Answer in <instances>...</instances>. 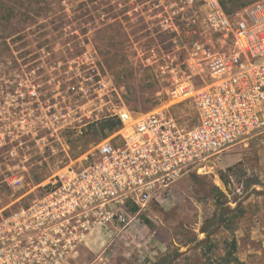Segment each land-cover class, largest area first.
Masks as SVG:
<instances>
[{"label":"rangeland","instance_id":"obj_1","mask_svg":"<svg viewBox=\"0 0 264 264\" xmlns=\"http://www.w3.org/2000/svg\"><path fill=\"white\" fill-rule=\"evenodd\" d=\"M99 1H51L49 11L38 10L30 0H5L0 6V34L9 36L0 39V209L28 206L48 191L44 181L61 166L71 162L78 168L90 160L84 154L106 132L100 130V119L87 122L90 111L104 114L122 101L139 114L167 101L166 81L148 65L160 39L141 0V11L129 12L128 19L117 17L115 10L97 18V27L107 29L102 36L111 34L110 24L120 27L115 40L104 39L98 49L90 29L73 40L50 34L51 17L65 14L72 20L78 4L92 11L97 6L100 14L106 8ZM254 1L236 0V8ZM123 31L130 34L129 42L123 43ZM96 70L108 82L102 99L89 85ZM174 111L183 125L196 122L189 104ZM52 113L58 118H49ZM7 176L21 181L10 188ZM217 198L225 207L239 208L240 217L229 223L236 230L212 223L219 213ZM233 235V256L242 264H264V147L256 137L233 145L202 173L184 175L126 228L93 230L87 244L63 264H227Z\"/></svg>","mask_w":264,"mask_h":264},{"label":"built area","instance_id":"obj_2","mask_svg":"<svg viewBox=\"0 0 264 264\" xmlns=\"http://www.w3.org/2000/svg\"><path fill=\"white\" fill-rule=\"evenodd\" d=\"M100 1V18L141 11L138 0ZM142 3L160 39L148 65L166 81L167 101L139 114L122 101L104 114L90 111L87 122L111 115L120 128L84 154L90 160L81 167L61 166L28 206L0 209V264H63L93 230L126 228L233 145L256 137L264 147V0L230 13L219 0ZM89 79L102 99L108 82L99 70ZM182 104L192 108L194 125L179 122L174 108ZM19 181L4 178L10 188Z\"/></svg>","mask_w":264,"mask_h":264},{"label":"trees","instance_id":"obj_3","mask_svg":"<svg viewBox=\"0 0 264 264\" xmlns=\"http://www.w3.org/2000/svg\"><path fill=\"white\" fill-rule=\"evenodd\" d=\"M5 0H0V6H3V2ZM60 2L61 0H30V2L33 4L34 7H37L38 10L40 11H49L51 9L50 2ZM221 6L224 8V10L227 13H230L234 11L236 8V0H219ZM230 2V4H229ZM102 5V2L99 1L98 6ZM247 4H243L241 7L246 6ZM58 7L60 6L59 4L57 5ZM61 7V6H60ZM95 8L94 11L90 10L89 7H86L85 4H78L76 11V15L71 19H68L65 14L61 15H55L51 17L52 21L51 23L54 24L52 30H51V35L55 39H62L63 37L67 35L65 40H73L77 37V35L84 36L88 33L89 29L94 32V39H93V46L98 49V46L96 44H99L102 42L104 39H109V40H115L117 35H119V29L120 27L115 26L114 24L109 25V29L111 31V34L109 36H102L103 32L107 29L99 28L97 27V18L100 17V14L97 12V6H93ZM92 11V12H91ZM42 16V14H37V17ZM29 23L34 24L36 23L34 21V18H29ZM72 23V25H70ZM101 23V21H99ZM69 26V31L65 32V26ZM145 26L141 27V30L144 29ZM71 33V34H69ZM72 35V36H71ZM123 35L126 38L124 42H129L128 36L130 35L127 34L125 31H123ZM8 32L4 34H0V39H6L8 38ZM117 44H114L116 46ZM112 46V47H114ZM73 55H77L74 53ZM100 57V56H99ZM100 60L102 61L103 58L101 57ZM72 81L74 84H78L79 80L77 78H72ZM99 124L100 130L102 132H105V137L108 135L112 134L116 130H118L121 126L120 121L111 116V115H105L103 116L100 120L97 122ZM104 137V138H105ZM36 180H38V176L35 175ZM40 182V181H39ZM37 181V183H39ZM215 204L217 209H219V213L215 212V214L212 217V223L213 224H219L220 226L224 227L227 231H234L236 228H233L229 225V223H232L234 219H237L240 217L241 213L239 211V208H234L231 209L229 207L224 206V201L218 200V198L215 200ZM147 222V220H145ZM212 232H210L211 234ZM229 252L227 253V264H242L234 255V250L236 249V238L233 235L231 239L229 240Z\"/></svg>","mask_w":264,"mask_h":264},{"label":"water","instance_id":"obj_4","mask_svg":"<svg viewBox=\"0 0 264 264\" xmlns=\"http://www.w3.org/2000/svg\"><path fill=\"white\" fill-rule=\"evenodd\" d=\"M176 253H177V254H180V253H181V251H177Z\"/></svg>","mask_w":264,"mask_h":264}]
</instances>
